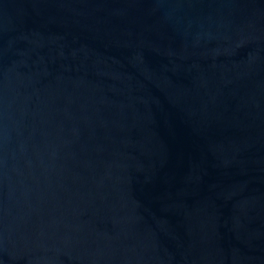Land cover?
Here are the masks:
<instances>
[{"label":"water","instance_id":"1","mask_svg":"<svg viewBox=\"0 0 264 264\" xmlns=\"http://www.w3.org/2000/svg\"><path fill=\"white\" fill-rule=\"evenodd\" d=\"M0 264H264V0H0Z\"/></svg>","mask_w":264,"mask_h":264}]
</instances>
